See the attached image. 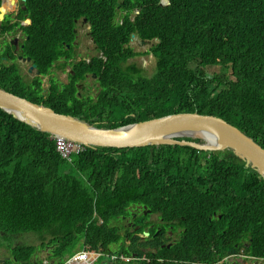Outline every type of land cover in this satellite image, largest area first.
Listing matches in <instances>:
<instances>
[{
  "label": "trees",
  "instance_id": "16d2710c",
  "mask_svg": "<svg viewBox=\"0 0 264 264\" xmlns=\"http://www.w3.org/2000/svg\"><path fill=\"white\" fill-rule=\"evenodd\" d=\"M159 1L45 0L49 12L43 20L34 18L26 46L40 73L47 74L65 56L62 42L71 45L75 19L82 16L91 22L99 56L72 68L64 90L52 83L43 94L39 80L25 82L16 67L3 64L0 87L98 128L177 113L213 115L264 148V0H170L169 6ZM118 6L126 17L115 28ZM135 9L140 13L131 22L128 14ZM132 33L158 40L150 48L156 58L151 77L125 64L135 55L125 48ZM215 66L225 75L204 70ZM92 73L100 86L97 98H78L76 84ZM71 160L60 156L47 133L0 109V230L29 229L40 235L50 230L61 256L72 252L81 231L85 245L95 250L123 240L121 252L147 255L143 264L209 263L212 242L223 238L222 255L236 253L234 244L244 239L246 253L264 256V180L230 150L88 148ZM138 203L165 217L181 213L194 223L214 214L221 220L198 228L175 246L179 250L160 249L157 237L127 236L132 243L126 246L109 223ZM94 212L107 221L89 226ZM213 222L224 231L217 238L209 229Z\"/></svg>",
  "mask_w": 264,
  "mask_h": 264
},
{
  "label": "water",
  "instance_id": "95a60500",
  "mask_svg": "<svg viewBox=\"0 0 264 264\" xmlns=\"http://www.w3.org/2000/svg\"><path fill=\"white\" fill-rule=\"evenodd\" d=\"M161 3L169 4V1L162 0ZM35 68L36 65H33L30 70ZM0 109L51 137L62 136L87 148L135 149L171 145L209 153L232 150L245 162V167L255 170L264 180V148L217 116L197 112L177 113L116 129H99L81 119L57 114L1 87ZM183 240L179 244L184 243ZM246 258L251 260L250 255Z\"/></svg>",
  "mask_w": 264,
  "mask_h": 264
},
{
  "label": "clouds",
  "instance_id": "9594fccd",
  "mask_svg": "<svg viewBox=\"0 0 264 264\" xmlns=\"http://www.w3.org/2000/svg\"><path fill=\"white\" fill-rule=\"evenodd\" d=\"M57 1H60V0H57ZM168 1H169V4H162L161 3L162 0H160L159 4L161 6H169L170 5V0H168ZM139 13H140L139 9H135L133 12L129 13L128 14L129 20L131 22H134L136 16ZM132 15H134L133 18H132ZM125 17H126V12L124 11L123 8L118 6L116 8V16H115L114 20L112 21V26L113 27L116 26L115 28H118L121 25H123L124 22H125ZM75 24H76V28L73 30V33H74L75 36H74V39H73L71 45H65V43L63 44V42H62V44L64 45L63 52H64L65 56H63L60 59L56 60L52 64V67L47 72V74H41L40 71L38 70L37 64L31 58L34 61V64L36 65V68H35L36 69V73L38 71L39 74H37L38 76H36V78L32 82H28V83H33L35 80H39L38 82H39V84L41 85V87L43 89V94H46L48 92V89L50 88L52 83H56L59 86L60 90H64L63 86L69 84L70 76L74 74V71H73L72 68H74L76 65H78V63L81 62V61L90 62L92 58H94L96 56H99V54H100V52L98 50V46L96 45V43L93 40V37L91 35L92 30H93L91 22L88 21V19L86 17L82 16L80 18H76L75 19ZM81 26H85L86 27V29H87L86 35H87L88 39L90 40V43L87 42L86 45H84L83 41L80 40L79 29L78 28L81 27ZM77 35L79 36V41H78L77 48H78V46L80 47L79 50L82 52L81 56L84 57L83 52H87V51H91V50H93V53H94L95 48H96V51H95L96 55L93 54L92 56L84 57V59H81L79 62L71 64L68 61H71L69 59H75L73 57L72 50H73V43H74L75 37ZM136 39H138L137 40V45H138L137 48L135 47V45H136L135 40ZM157 42H158L157 39L144 40V39H141L136 33H132L128 43L125 44V48L130 50L135 55L133 57H131V58H127L125 64L130 65V64H128L130 61H135L136 62V60L138 58H142V54L141 53H144V52H145V54L149 53L151 56H153L155 58V56L151 53L150 48L153 47L155 45V43H157ZM92 45L94 46L93 48H92ZM87 46H89L90 48L87 49ZM142 46H145L144 50L141 48ZM69 55H70V57L66 58ZM89 58H91V59H89ZM61 60H62V62H61ZM155 60H156V58H155ZM58 69H60L62 71H65L66 69L69 70L67 78H64L66 83L59 84L58 81H56V80H54L52 78L50 79V81H47V79L45 78V80H43L42 83H41L40 77H43V76L49 75V74H53ZM140 70H141V74H142V69H140ZM154 72H155V70H154ZM151 76H149V77H151ZM88 78H91V79H93V81L95 80L97 82V85H98L97 92L98 93H97V95L95 97H92V96H90L88 94L85 95L83 93V91H85L86 88L92 90V87L89 88L88 85H87ZM25 82H27V81H25ZM45 82L47 83V87L46 88L43 87V84ZM76 88H77L76 95H77L78 98L91 97V98L95 99V98H97V96L99 94V91H100L99 82H98L97 76L94 73L86 74L85 75V79L80 80L76 84ZM18 97H20V96H18ZM21 98H23V97H21ZM24 99H26V98H24ZM26 100H28V99H26ZM34 104H36V103H34ZM37 105H42V104H37ZM47 108H49V107H47ZM57 114H59V113H57ZM61 115H64V114H61ZM66 116H70V115H66ZM136 123H138V122H136ZM132 124H135V123H132ZM129 125H131V124H129ZM122 127H124V126H122ZM118 128H120V127H118ZM99 129H116V128H99ZM48 135H49L50 139L54 140L55 145H56V151L60 154V156L63 159H66L67 161H72L71 160L72 157H74V156H76L78 154H81V153H83L85 151V149H88L83 144L71 141V140H69V139H67L65 137H62V136L51 137L50 134H48ZM58 139H62L63 141H65L67 143H71L73 145V149H71L66 155H62V153L60 151H58V149H57V141H58ZM98 148H109V147H98ZM98 148H91V149H98ZM230 151H232V150H230ZM233 154H234V152H233ZM248 168H250V167H248ZM138 206L142 207L145 212H147L148 210H150L152 212V210L149 209L147 205L139 204V203L138 204H132L131 206H129V207L124 209V212L128 213V215H122L116 221H110V223H109L111 226L117 227V229L119 230L120 236L125 238L126 246H129L132 243L131 239L126 238L127 236L140 237L143 240H145V239L149 240L150 237L151 238L152 237L153 238L157 237V236H153V234H150L148 231H144L142 228H140L136 232L137 235H132L131 233H129V227L128 228L126 227L127 224L129 222H137L136 219L131 220V217H133L135 214H132L130 212V209L137 208ZM137 213L142 214L143 211L142 210H138ZM174 216L178 217L177 215H174ZM123 217H126V219L123 220ZM178 218H182V219L185 220V222H183L180 225V230H181L180 236H177V237H166L164 239H160L159 238L158 240H159V243H160L159 244L160 249H163V248L164 249H170L171 248L172 251L173 250H179L175 246L179 245V241L180 240H182L184 238L185 241H187L188 239H190V237L192 238V235L194 234V232L198 228L206 227L208 222H212L214 219L221 220V215L214 214V215H212V217H210L208 219V221H205L203 223H200L199 221L194 223V222H192L191 219L187 220V218L184 215L182 217H178ZM104 221H107V220L105 218H101L100 216L97 215L96 212H94L93 213V219L88 223V225L89 226H91V225L98 226V224H102ZM122 223L126 224V225H123ZM124 229H127L126 232H124ZM209 229L212 231V235L214 237H216V238L219 236V233H223L224 232L222 230V228L219 226V222H213ZM47 233H51V231L49 230V231L45 232L44 235H40L39 233H36V232L31 231L29 229H15V231H1L0 230V238L3 241V243L0 242V253H2L3 251H8V252L10 251V252H14V257L17 258L18 261H25V262H28L30 264H44L45 261H46V258L44 257V254H43V240H44V237H49L50 236ZM146 233H148L149 235L146 236L147 235ZM17 240H23L24 241L23 247L18 248ZM122 242H123V240L119 244H111L110 245L111 247H112V245H117L118 246V249L116 250V252L112 253L109 256L110 259L114 260V264H143L141 261H144V260L146 262L149 261V258L147 257V255L138 257L136 252H134V251H131L130 254H125V253L121 252V249L119 248V245ZM78 243L81 245V247L84 248L83 252H80V248L78 246ZM246 245H247V243L245 242L244 239H242V240H240L239 245L238 244H234V247L238 250L236 253L222 255V251L225 248V238L222 239L221 243H219L218 241H213L212 245H211V250L213 251L212 259H211L212 262L202 263V264H264V256H254V255H251L249 253H246V251H245L246 250L245 249ZM74 248H76V250L73 249L72 252L69 253L70 255L68 257L76 255V258H77V256H78L79 264H81V263L88 264L90 261L98 262L101 258H103L101 256H93V254H91V252L94 251L95 249H92L91 247H88L87 245H85V241H84V238L82 236V231L80 233V237L78 238V240L75 243V247ZM100 250H102V249H99V251ZM148 251L154 252L155 249L154 248H145V252H148ZM37 253L41 254L39 258L36 257ZM63 253L66 254L65 252H63ZM64 254L60 258L61 262L57 261L59 264H68V263H66L67 260L64 257ZM247 255L251 256V260H248L246 258ZM174 260L175 259H172L171 262H173ZM181 261L182 260H177L178 263H180Z\"/></svg>",
  "mask_w": 264,
  "mask_h": 264
},
{
  "label": "flooded vegetation",
  "instance_id": "af4514ba",
  "mask_svg": "<svg viewBox=\"0 0 264 264\" xmlns=\"http://www.w3.org/2000/svg\"><path fill=\"white\" fill-rule=\"evenodd\" d=\"M45 0H0V66L3 64L9 67H16L17 73L25 80V76L33 74L34 79L39 72L36 69L30 70L33 67L34 61L31 59L29 54L27 55L26 46L30 40V32L34 28V18L38 17L43 20V16L47 15L49 10L48 6L44 4ZM47 8V9H46ZM79 36L75 37L73 43V57L75 59H69L71 64L79 62L84 57L81 56L82 52L77 48ZM64 44V42H63ZM90 47L87 46V49ZM96 51V48H95ZM91 59V58H89ZM62 62V60H61ZM69 70L62 71L56 70L55 73L40 77L41 83L45 78L47 81L54 79L59 84L66 83L64 78H67ZM170 184H167L169 186ZM166 209V207H163ZM138 210H142L143 213H137ZM172 208L170 209V211ZM132 214L131 220L136 219L137 222H129V233L137 235V231L142 228L144 231H148L153 236H157L158 239H164L166 237L180 236V225L185 222L182 217L183 214L178 213L176 216H167L165 213H152L150 210L147 212L140 206L137 208L130 209ZM138 214V215H137ZM126 217H123L125 220ZM127 229H124L126 232ZM24 241L17 240L18 248L23 247ZM80 252H83L84 248L78 243ZM58 243L54 242L51 236L44 237L43 240V254L46 258L44 264H59L61 255L57 251ZM76 250V248H73ZM72 249V250H73ZM116 252V251H115ZM111 246L107 250H94L91 252L93 256H101L104 259L102 264H114V260L110 259L109 256L115 253ZM70 254H64L66 263L68 264H79L78 256L73 255L68 257ZM0 264H30L25 261H18L14 257V252L3 251L0 253ZM86 264V263H81ZM88 264H97V262L90 261Z\"/></svg>",
  "mask_w": 264,
  "mask_h": 264
},
{
  "label": "rangeland",
  "instance_id": "374dc122",
  "mask_svg": "<svg viewBox=\"0 0 264 264\" xmlns=\"http://www.w3.org/2000/svg\"><path fill=\"white\" fill-rule=\"evenodd\" d=\"M119 16V15H118ZM79 29V36H80V40H82L83 41V43H84V45H86L87 44V42L88 43H90V40L88 39V37H87V35H86V33H87V29H86V27L85 26H81V27H79L78 28ZM137 40L138 39H136L135 40V43H136V45H135V47L137 48ZM94 46L92 45V48H93ZM143 50L145 49V46H142L141 47ZM96 55V52L94 51V53H93V50H91V51H87V52H83V55H84V57H89V56H92V55ZM142 54V58H138L137 60H136V62L135 61H130L128 64H130V65H132V64H135L139 69H142V74L144 75V76H147V77H149V76H151L152 74H153V72H154V70H155V64H156V60H155V58L153 57V56H151L149 53L148 54H145V52L144 53H141ZM209 75H216V76H224L225 75V72L221 69V67L220 66H215V67H208V68H205L204 69ZM228 74H229V72H228ZM34 80V77H33V74H30V75H27V76H25V81H27V82H32ZM87 85H88V87L89 88H91L92 87V90L91 89H85V91H83V93L86 95V94H88V95H90V96H92V97H95L96 95H97V90H98V85H97V82L94 80L93 81V79H91V78H88V80H87ZM43 87L44 88H46L47 87V83L45 82L44 84H43ZM123 224V223H122ZM123 225H126V224H123ZM177 237V236H176ZM0 242H2L3 243V241L1 240V238H0ZM112 250L115 252L117 249H118V246L117 245H112ZM40 253H37L36 254V257H40ZM104 259L105 258H101L98 262H97V264H102L103 262H104Z\"/></svg>",
  "mask_w": 264,
  "mask_h": 264
},
{
  "label": "built area",
  "instance_id": "2783aa9c",
  "mask_svg": "<svg viewBox=\"0 0 264 264\" xmlns=\"http://www.w3.org/2000/svg\"><path fill=\"white\" fill-rule=\"evenodd\" d=\"M57 149L62 153V155H66L71 149H73V145L63 141L62 139H58Z\"/></svg>",
  "mask_w": 264,
  "mask_h": 264
},
{
  "label": "bare ground",
  "instance_id": "6f19581e",
  "mask_svg": "<svg viewBox=\"0 0 264 264\" xmlns=\"http://www.w3.org/2000/svg\"><path fill=\"white\" fill-rule=\"evenodd\" d=\"M51 109V108H50ZM53 110V109H52ZM54 111V110H53ZM55 112V111H54Z\"/></svg>",
  "mask_w": 264,
  "mask_h": 264
}]
</instances>
